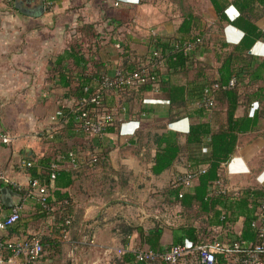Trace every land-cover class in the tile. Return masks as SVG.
Masks as SVG:
<instances>
[{"label": "crops", "instance_id": "obj_1", "mask_svg": "<svg viewBox=\"0 0 264 264\" xmlns=\"http://www.w3.org/2000/svg\"><path fill=\"white\" fill-rule=\"evenodd\" d=\"M42 1L46 9L39 10L34 7L38 0H16L14 5L9 0H0V131L12 137L9 145L0 144V177L25 190L31 181L24 162L56 157V153L65 149L74 151L84 163L73 185L63 190L68 192L74 205L73 228L66 234V237L69 233L76 237L71 241L75 245L70 250L69 260L71 264H128L122 258L124 253L147 250L134 227L145 230V221L150 227L153 217L162 219L158 213L145 219V206L152 204L151 199L145 197V190L154 189L160 181L171 180L182 169L177 160L160 175L151 174L159 140L171 130L179 133L180 143H184V135L194 119L183 116L172 121L174 109L168 102V94L162 90L132 91L128 95L112 92L105 95L104 102L114 112L119 122L117 128L98 136L65 130L58 114L60 107L70 106L67 98L70 87L62 84L59 72L75 75L78 69L72 66L70 59L57 64V58L74 39H80L85 47L88 43L92 45L90 54L84 55L89 59V70L95 69L92 65L95 61L101 64L102 72L112 76L126 53L147 52L150 37L173 36L181 22L180 9L176 0ZM225 13L230 20L239 14L232 5ZM201 16L209 21L207 26L213 25L211 32H217V40L237 44L242 38V31L217 20L210 3L205 5ZM86 24L95 30L96 36L90 40L80 32V27ZM255 24L264 32V15ZM206 50L196 59L203 61ZM250 50L257 60L263 59L264 41H257ZM166 79L181 84L186 81L184 75ZM262 85L264 89V83ZM259 100L263 107L264 90ZM253 104L255 107H247L250 114L259 105L257 101L251 106ZM194 109L188 108L187 113ZM243 110L238 108L236 114L242 115ZM255 132L239 136L238 146L228 162L230 174L250 172L249 161L255 159L264 139L251 137L244 146H240V139ZM92 152L103 157L97 165H90L85 159ZM252 166L257 181L264 186V167L254 163ZM2 187L12 186L0 179V189ZM32 206L30 200H22L23 210L31 211ZM9 211L0 195V218ZM119 223L130 225V231L123 234L116 227ZM30 224L26 228L29 234ZM234 225L232 232L239 234L241 221ZM172 240L171 230L163 227L162 248L170 246ZM236 260L229 258L228 264ZM23 261L21 258L17 264Z\"/></svg>", "mask_w": 264, "mask_h": 264}, {"label": "trees", "instance_id": "obj_2", "mask_svg": "<svg viewBox=\"0 0 264 264\" xmlns=\"http://www.w3.org/2000/svg\"><path fill=\"white\" fill-rule=\"evenodd\" d=\"M15 1L9 0V3L14 5ZM176 1L181 14V22L176 33L168 37H150L145 54L139 55L129 51L124 56L123 63L117 66L121 72L145 69V80L137 86L102 87L107 75L100 70L101 64L93 61L92 65L95 69L89 70L87 65L89 59L84 56L87 52L90 54L92 45L88 43L85 47L80 39H74L57 58V64L60 65L62 60L70 59L72 66L78 69L75 75L64 71L59 72L62 84L70 87L67 95L70 106L59 108L58 119L62 122L63 129H74L90 136L80 129L78 116L82 106L79 102L90 98L96 89H100L103 96L101 105L97 109L105 111L112 110L104 102L105 95L108 93L117 92L121 95H128L132 91L153 89L165 91L168 94V102L174 109V113L171 114L172 121L179 120L183 116L194 119L184 135L185 147H206L207 151L196 159L188 156L187 161L191 164L190 168L204 167V171L197 176L196 183L190 188L176 186L174 179L170 182L171 185L167 188L165 197L179 206L178 219L175 223H163L161 218L153 217L152 226L145 230L139 228L140 226H135L134 229L147 246V251L154 254L163 251L161 244L163 227L171 230L172 244L183 243L187 240L196 245L219 238L229 243L241 242L244 248H248L259 241L257 229L252 226V223L258 218L264 219V209H261V204L264 202V189L253 186L233 193L222 190L218 184L221 180L220 170L231 160L238 146L239 136L264 129V106L260 107L259 100L264 90L262 85L264 83V58L257 60L249 53L257 41H264V32L255 24L256 20L264 15V0H209L220 23L232 25L243 32L237 44H229L223 40L212 43L216 45L212 52L216 64V75L210 77L205 73L203 61L196 59L209 46V43L204 41L202 19L199 14L191 10L188 0ZM230 5L234 6L239 13L233 20H230L225 13ZM34 7L39 10L46 9L42 0H38ZM80 28V32L88 40L96 36L92 25L86 24ZM185 43L193 45L191 53H185L183 49ZM153 52L157 54L154 55ZM160 59L163 64L155 66V62ZM192 71L195 75L188 78ZM175 75H184L185 83H174L166 79ZM232 79H234V84L228 86ZM215 83L220 87L212 94L214 106L209 110H212L218 103L224 115L223 120L212 122L217 113L210 120H201L205 112L209 111L203 106L196 107L192 113H187L191 105L203 100L205 88ZM222 86L227 87L222 88ZM254 101H257L259 105L250 114L247 107L251 108ZM241 105L244 108L243 113L237 115V109ZM118 126L119 122L115 118L112 125L105 128V132L113 131ZM182 147L179 133L171 130L165 132L152 158L151 174L157 176L173 167L180 158ZM69 154H72V157ZM55 155L57 156H45L35 161L32 160L31 165L26 169L30 181H37L50 193L44 202L30 193L31 185L25 190L9 187L20 193L23 198L30 200L33 203V209L27 212L26 216L20 215L19 220L7 227L3 231L4 234L3 232L1 234L2 241L23 234L37 236L42 245V253L45 252L44 248L48 247L47 258L49 259L62 254V242L67 232L73 227L74 205L68 192L63 190L73 185L79 168L84 163L70 149H65ZM91 157L95 158L93 165L99 164L103 159L99 153L93 152L85 159L88 160ZM52 174H54L53 179H51ZM29 219L40 222L43 228L39 233L26 232ZM66 219L69 220L68 223L65 222ZM238 221H241L242 226L239 234H235L231 231V227ZM123 227L128 230L127 232L130 231V225ZM215 231L219 232L218 235L211 237ZM73 239L76 240V237ZM137 252L124 253L122 258L128 264H138L135 258ZM232 258L237 259L233 264H242V258L239 255ZM228 259L216 253L214 264H228ZM261 260L264 261V255ZM152 261L166 264L159 258L141 264H151Z\"/></svg>", "mask_w": 264, "mask_h": 264}, {"label": "built area", "instance_id": "obj_3", "mask_svg": "<svg viewBox=\"0 0 264 264\" xmlns=\"http://www.w3.org/2000/svg\"><path fill=\"white\" fill-rule=\"evenodd\" d=\"M117 5L118 2H115ZM226 11V10H225ZM193 48L192 44H183L185 53H191ZM156 55V52H153ZM163 61L160 59L155 62V66H161ZM154 66V65H153ZM145 80V69L140 68L133 71H123L115 69L112 76H106L103 80L102 87L111 88L118 86H137ZM234 84L232 79L228 86ZM220 86L215 83L205 88L203 100L196 102L194 107L203 106L206 110L211 109L214 106L213 92ZM227 86H222L226 88ZM103 96L100 89H96L92 96L87 99H82L79 103L82 106L80 114L78 116L80 129L87 132L90 136H98L105 132V128L112 125L115 120V114L113 111L98 110L97 107L101 105ZM12 141V137L9 133L0 131V144L9 145ZM206 152V148H202ZM72 157V154H69ZM95 158L88 159V164L93 165ZM30 162H24L23 166H30ZM204 171V167L198 169L189 168L182 174L176 175L174 183L176 186L183 188L192 187L196 181L197 176ZM54 178V174L51 175V179ZM3 179L5 183L10 184L13 188L18 189L16 184L9 182L7 179ZM30 193L39 197L41 202H44L46 198L50 196L46 187L41 186L37 181L33 180L30 183ZM24 200V198L22 199ZM21 205L12 207L7 215L0 218V264H17L18 261L23 258L24 263L27 264L37 260L42 253V245L39 238L35 235H24L14 237L12 239L1 240V232L7 227L16 223L20 218ZM261 209H264V202L261 204ZM69 222L68 219L65 220ZM252 226L257 229V236L259 241L248 248H244L243 244L238 241L227 242L219 238L211 239L208 242L201 244H192L190 241L185 240L183 243L172 244L161 253L154 254L150 251L143 250L138 251L135 254L136 261L139 263H145L149 260L156 258L161 259L166 264H178L179 260L186 254H196L198 262L200 264H214L215 254H222L224 257L232 258L240 256L242 264H263L261 257L264 255V219L258 218L252 223ZM26 261V262H25Z\"/></svg>", "mask_w": 264, "mask_h": 264}, {"label": "rangeland", "instance_id": "obj_4", "mask_svg": "<svg viewBox=\"0 0 264 264\" xmlns=\"http://www.w3.org/2000/svg\"><path fill=\"white\" fill-rule=\"evenodd\" d=\"M207 3H210L209 0H188V4L190 5V8L192 11H194L195 13L199 14V16L201 17L202 21V30L204 31V41H207L209 44V46L207 47L209 51L206 50V56L203 59V63H204V69H205V73H207V75L210 76H214L215 74V67L216 64L213 61V50L214 48H216V45H213L212 43L214 41H217V32H211V29H213V25L211 24L210 26H207V22L209 23V21H207V19L203 18L201 16V12H203L205 10V5H207ZM226 24V23H223ZM221 25V24H220ZM218 26V30L221 28V26ZM215 30V28H214ZM205 52V51H204ZM210 57V58H207ZM193 75H195V72L192 71L189 73V77H193ZM190 107H194V105H191ZM251 107H255V105L253 104ZM240 110H243V107H239ZM208 111V110H207ZM217 113L216 117L214 119H212V122L215 121H222L223 120V113H222V109L221 106L216 103L215 107L212 110H209L208 112H205V115H203V118H201V120H210L211 117ZM197 120H200V118H197ZM251 137H261L262 139H264V129H260L259 131L251 134L250 136L246 135L243 136L242 139H240V146H244L245 144H247ZM183 147H182V153L180 155V158L178 159V164L182 165V169L179 170V172H177L176 175L182 174L185 171H187L190 168L189 162L187 161V157L192 155L193 157L199 158L202 154H205L206 152H204L202 150V147L198 148L196 146H190V147H185V144L182 143ZM205 148V147H203ZM257 156L255 157V159H251L249 161V165H250V172H245V173H240V174H230L229 173V168L227 164H224L220 170V182H219V187L222 190H228L230 192H238L240 191V189L247 187V186H258V187H262L264 188L263 185H261L257 179H256V173H255V169L253 168V163L254 165H261V167H264V142H262L261 145V149L260 151L256 154ZM184 167V168H183ZM175 175V176H176ZM175 176H173V178L169 181L163 180L159 182V186L156 185V187L154 189L149 188L145 190V197L148 199H151V205L149 206H145V219L148 215H151L153 213L155 214H160L162 215V219H164L165 221H167V223L172 224L175 223L178 219V212H179V206L176 204H173L172 202H170L171 200H167L165 197L166 194V190L167 188L170 187V182L173 181V179L175 178ZM29 210H23L20 209V215H25L27 214ZM150 213V214H149ZM23 216V217H25ZM30 224V233L32 234H37L42 230V226L40 224L39 221L34 220L32 222L29 221ZM125 224H116V227L120 229V231L123 232V234H125V232H127L128 230H126L124 227L120 228V226H124ZM148 223L145 221V228L148 227ZM233 225L231 227V231H233L234 229ZM73 227H71L72 229ZM131 229V228H130ZM126 230V231H125ZM235 230V229H234ZM218 231L213 232V234L211 235V237H215L216 235H218ZM74 237L72 236L71 233H69V236H65L63 242H62V254H60L59 256H55L52 259L47 258L48 254V247L44 248V251L42 253V255L35 260L34 262L30 263V264H71V261L69 260V253L70 250H72V248L74 247V243H71ZM123 240V239H122ZM210 241V240H209ZM208 242V241H207ZM139 251H143V250H139ZM110 255V254H109ZM93 255H90V257ZM112 260V258H110ZM178 264H200L198 262L197 256L196 254H186L184 255L180 260Z\"/></svg>", "mask_w": 264, "mask_h": 264}, {"label": "water", "instance_id": "obj_5", "mask_svg": "<svg viewBox=\"0 0 264 264\" xmlns=\"http://www.w3.org/2000/svg\"><path fill=\"white\" fill-rule=\"evenodd\" d=\"M249 53H251V50H249ZM52 184L53 183H51V186ZM0 195L3 200V204L6 208L11 209L12 207L19 206L22 204V195L9 187H2L0 189Z\"/></svg>", "mask_w": 264, "mask_h": 264}]
</instances>
